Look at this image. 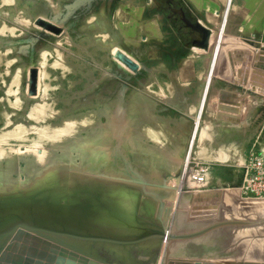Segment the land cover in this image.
Returning <instances> with one entry per match:
<instances>
[{
    "label": "rangeland",
    "instance_id": "rangeland-1",
    "mask_svg": "<svg viewBox=\"0 0 264 264\" xmlns=\"http://www.w3.org/2000/svg\"><path fill=\"white\" fill-rule=\"evenodd\" d=\"M230 8L231 0H0V250L16 226L36 225L88 264H166L168 252L259 264L246 259L264 253V103L246 109L256 125L197 136L205 152L232 136L241 158L191 155L212 78L250 90L224 74L221 53L242 40L226 34L237 18ZM203 28L206 47L195 44ZM204 73L197 119L182 124L176 92L194 98ZM202 192H219V204L194 209ZM249 219L260 222L237 225ZM165 231L172 241L160 245ZM198 236L206 239L188 240Z\"/></svg>",
    "mask_w": 264,
    "mask_h": 264
},
{
    "label": "crops",
    "instance_id": "crops-1",
    "mask_svg": "<svg viewBox=\"0 0 264 264\" xmlns=\"http://www.w3.org/2000/svg\"><path fill=\"white\" fill-rule=\"evenodd\" d=\"M231 8L233 9V12L235 15H237L235 21H233L231 27L227 26L225 27L226 34L237 37L239 39H242L245 43L248 45V51L252 52L255 58H257L260 51H264V0H231ZM230 8V9H231ZM230 29V30H229ZM250 43H248V42ZM240 50V49H236ZM256 50V53L254 51ZM207 62L206 64H211L210 56L207 54ZM210 66V65H209ZM208 66V67H209ZM208 72V69H207ZM206 74L204 75H197L200 78V81L198 83L197 87V93L194 95V98H187L185 93H182L180 90L176 92V96L180 98V100L183 102L184 109L182 112L177 114L179 117V121L184 124L185 122H189L191 118L196 116L197 119V113H198V107L200 104V100L202 97V90L204 86V82L206 80ZM178 76H183L187 78L185 75V72L181 71ZM220 77H213L211 82V88L210 93L207 96V99L204 104L203 112L201 113L200 117V123L199 128H197L196 137H195V145L193 146L191 155L194 157H208V158H215V157H226V158H241L242 152L239 148V146H234L231 142L234 141L230 136V138L225 137L223 140L218 141L219 143H222V145L217 143L216 145H211V149L209 147H200V144H198L199 141L197 136H202V139L208 137L210 135L209 133H212L211 127L219 126L218 128L222 126L224 128V133L227 132V134L231 135L233 134L234 130H240L243 131L244 126L249 125H256L255 121H252L250 114L246 112L247 107L249 104H255L256 102H263L264 103V96L258 93L253 92V90L245 89L244 91L247 92L243 94L242 92L239 94H236L232 91V89L228 88H221L220 81L218 80ZM202 80V81H201ZM189 83V81L186 79L183 81V85ZM241 85V84H240ZM223 93H230L233 94V100L240 99L241 100V111L236 114V118L234 119H226V118H220L217 116V105L219 103V99L222 98ZM259 96V99L256 96ZM256 99V102H253V100ZM215 101V102H214ZM215 103V104H214ZM192 104L194 106H192ZM237 107L239 106V103H235ZM213 105V106H212ZM192 108V109H191ZM191 110V111H190ZM238 112V111H237ZM196 123V121H195ZM192 126L191 124L189 125ZM187 125V127H189ZM237 126V127H235ZM195 128V126H194ZM182 129L185 132L184 134H188L192 132L194 129L188 130L185 126L182 125ZM188 130V131H187ZM182 136V135H181ZM228 138V139H227ZM206 140V139H204ZM203 141V140H202ZM220 148L225 149L224 153H215L214 150H219ZM188 149V143L185 150L184 155L186 154V151ZM204 151V152H203ZM211 151V152H210ZM226 152V153H225ZM225 162V161H224ZM226 163V162H225ZM229 165H231V162H228ZM211 164V163H210ZM215 164V163H213Z\"/></svg>",
    "mask_w": 264,
    "mask_h": 264
},
{
    "label": "water",
    "instance_id": "water-1",
    "mask_svg": "<svg viewBox=\"0 0 264 264\" xmlns=\"http://www.w3.org/2000/svg\"><path fill=\"white\" fill-rule=\"evenodd\" d=\"M43 26L52 28L44 22ZM56 30V29H55ZM201 39L195 42L196 45L206 47L208 44V31L201 29ZM119 58L127 63L130 67H135L128 59L119 54ZM251 54L244 51L239 54L237 76L241 81H246V75L249 69ZM256 68L264 69V51H260L257 56ZM245 68V69H244ZM256 68L251 71L252 85L258 88L259 93L264 95V72ZM245 70L242 77V70ZM233 94L223 93L217 105V116L220 118H236L237 109L234 107ZM221 194L219 192H202L197 194L193 199V208H211L219 204ZM66 261V262H65ZM173 264H214L211 262L195 260L191 261H171ZM88 264L89 258L75 250L69 249L56 242L42 238L21 226H17L9 239L5 242L0 250V264ZM172 264V263H169ZM264 264V262L260 263Z\"/></svg>",
    "mask_w": 264,
    "mask_h": 264
},
{
    "label": "bare ground",
    "instance_id": "bare-ground-1",
    "mask_svg": "<svg viewBox=\"0 0 264 264\" xmlns=\"http://www.w3.org/2000/svg\"><path fill=\"white\" fill-rule=\"evenodd\" d=\"M222 40V39H221ZM229 42V41H228ZM228 42H226V43H228ZM226 50H225V54L224 55H222V53H221V57L223 58V60H225V67H224V69H225V71H224V74L226 73L227 75H226V77H228V78H235L236 79V82L238 83V84H241V85H243V86H248L251 90H254V91H256L257 93H259V91H258V88L255 86V85H252V81H251V78H250V75H251V71H252V69L253 68H256L255 67V64L257 63L256 61H258L257 60V58H255V56L253 55V53L252 52H250V51H248V45H247V43H245L244 41H242V40H237V41H230V43L229 44H227V46H226ZM236 49H240V50H236ZM244 51H248L250 54H251V59H250V63H249V69H248V73H247V75H246V81H241L240 82V78L237 76V70L235 69L236 67L238 68V65L236 64V62H238V57H239V54L240 53H242V52H244ZM245 69V68H244ZM242 70V77H243V74H244V72H245V70ZM256 69H258V70H260V71H263L264 72V69H262V68H256ZM236 71V72H235ZM261 94V93H260ZM263 95V94H262ZM208 221V220H207ZM211 221V220H210ZM215 222V221H214ZM220 222H222V223H230V224H233V222H226V220H224V221H220ZM247 223H240V224H237V225H242V224H251V223H256V222H260V221H256L255 219L254 220H247L246 221ZM218 223V222H217ZM216 223V224H217ZM213 224H215V223H213ZM212 224V221H211V224H207V226H210V227H217L218 226V224L217 225H213ZM222 225H224V224H222ZM236 225V224H235ZM220 226V225H219ZM256 226V225H255ZM17 227V226H16ZM21 227H23V228H25L26 230H28V231H30V232H32L33 234H35V235H38V236H40V237H42V238H45V239H48V240H50V241H52V242H56L57 243V241L56 240H54L53 239V237H52V235H48V234H44L46 231L45 230H42V229H39V227L38 226H36V225H32V226H30V227H25V226H22L21 225ZM209 227V228H210ZM202 228H207V227H202ZM15 229V228H14ZM13 229V230H14ZM46 229V228H45ZM193 229H195V228H193ZM264 229V228H263ZM12 230V229H11ZM10 230V231H11ZM199 230H200V228H199ZM199 230H197V231H199ZM45 231V232H44ZM56 231V230H55ZM59 231V230H58ZM151 231V230H150ZM195 231V230H194ZM44 232V233H43ZM52 232V231H51ZM60 233L62 232L63 234H65L66 232H63V231H59ZM68 232V231H67ZM170 232H172V231H165V232H163L164 233V237H163V239L161 238V241L159 242V243H161L160 245H163V243H164V239H165V241L166 240H170V238H171V234H170ZM147 233V232H146ZM152 233H156L157 234V232H152ZM152 233H151V235H152ZM176 233V232H175ZM180 233V232H179ZM190 233V232H189ZM9 234H11V233H9ZM8 233L6 234V235H9ZM150 234V233H149ZM174 234V233H173ZM200 234V233H199ZM90 235V237H91V234H89ZM177 235V234H176ZM175 235V236H176ZM179 235V234H178ZM181 235V234H180ZM179 235V236H180ZM82 236V235H81ZM84 236V235H83ZM85 236L87 237L88 235H86L85 234ZM93 236H96V234H94ZM154 236H157V235H154ZM158 237H160V236H158ZM102 238V237H101ZM176 238V237H175ZM248 238V237H247ZM8 239H9V237H8ZM206 239V237L204 236V237H196V238H191V239H188V240H191V241H193V242H201V241H203V240H205ZM249 239V238H248ZM248 239H245V241H244V243H246L247 241L246 240H248ZM261 239H262V237H259V236H252V241H253V244L255 245V244H260L261 243ZM58 240V239H57ZM59 240H61V239H59ZM63 240V239H62ZM6 241H7V239H6ZM5 241V242H6ZM111 241H112V239H111ZM132 241V240H131ZM170 241H172V240H170ZM207 241V240H206ZM255 241V242H254ZM263 242H264V240H262ZM66 242V241H65ZM68 242V241H67ZM116 242H117V240H116ZM181 242V241H180ZM180 242H176V243H178L177 245H180L179 243ZM204 242V241H203ZM69 243V242H68ZM165 244V243H164ZM2 246H3V244H2ZM64 246V245H63ZM264 246V245H263ZM263 246L261 247V248H263ZM68 248H70V247H68ZM260 253H261V251H260ZM171 254H170V252H168L166 255H165V257H164V263H166V264H169V263H172L173 264V262H171V261H178L179 259H178V257L179 258H181V257H183V256H181V255H178L176 258V260H174V259H169L168 257L170 256ZM174 256H176V255H174ZM173 256V257H174ZM252 257V256H251ZM246 258H248V257H246ZM163 259V258H162ZM258 259V260H257ZM195 260H200V261H206V262H211V263H214V264H224V263H219V262H217V261H213V260H207V259H204V258H200V257H197V258H191L190 260H184V261H191V262H193V261H195ZM159 261H160V259H159ZM181 261V260H180ZM246 261H252V262H258L259 264L260 263H262V262H264V253L263 254H261V255H259V256H255L252 260H250V259H246ZM66 262V261H65ZM89 262H90V259H89ZM95 263H97L96 261H94ZM94 262L92 261V263H90V264H94ZM72 264H75V263H72ZM98 264V263H97ZM102 264H104V263H102Z\"/></svg>",
    "mask_w": 264,
    "mask_h": 264
},
{
    "label": "built area",
    "instance_id": "built-area-1",
    "mask_svg": "<svg viewBox=\"0 0 264 264\" xmlns=\"http://www.w3.org/2000/svg\"><path fill=\"white\" fill-rule=\"evenodd\" d=\"M259 164V163H257ZM259 166H261L263 172H264V166H262L261 164H259ZM203 172L202 171H196V173H194L193 175V179L196 181V182H202L204 180L203 178Z\"/></svg>",
    "mask_w": 264,
    "mask_h": 264
}]
</instances>
